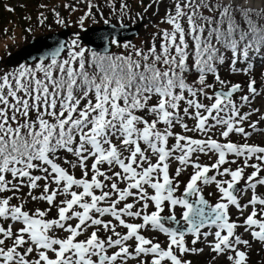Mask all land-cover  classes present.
I'll list each match as a JSON object with an SVG mask.
<instances>
[{"label":"snow or ice","instance_id":"6c2138e0","mask_svg":"<svg viewBox=\"0 0 264 264\" xmlns=\"http://www.w3.org/2000/svg\"><path fill=\"white\" fill-rule=\"evenodd\" d=\"M163 24L146 46L77 32L0 70V264H193L199 244L248 264L245 236L264 243V0H171Z\"/></svg>","mask_w":264,"mask_h":264},{"label":"trees","instance_id":"16d2710c","mask_svg":"<svg viewBox=\"0 0 264 264\" xmlns=\"http://www.w3.org/2000/svg\"><path fill=\"white\" fill-rule=\"evenodd\" d=\"M43 2H44V0H29L27 4H28L29 8H31V7L33 8V10H34L33 12L36 11V14L40 15L41 11L39 10V8H36V6H37V4L43 3ZM116 2H117V0H91V3L97 5V7H95L93 9L94 19L90 18V19L86 20L85 24L101 23V22H104L105 19H107L109 21L110 20L116 21V22H121L124 20L134 21V20H137L138 17L143 18V17H149V16L151 17L152 16L153 20L150 22V24L154 25L156 21H158L160 19L163 20V16H165V10L169 7L171 0H162V2H160V3H153V0H119V4L121 6L126 2L129 6L130 10H131L130 12L126 13L123 17L118 15L116 11H109L110 8H113V5L116 4ZM149 4H152V7H148ZM1 8H2V5H1ZM29 8H27V9H29ZM35 8H36V10H35ZM146 8H147V11L145 12ZM79 9L77 11H69V9L66 8L64 11V14H63V17L65 18L66 22L73 23V24L77 23L78 20L80 19V17L82 15H84V13L86 12V8L84 6L82 8H79ZM101 12L103 13V16L99 15V13H101ZM5 13H6V11L3 9V11H1V16H4ZM37 15H35L34 17H36ZM49 17H51V19H52L51 23L49 24V28H56L59 24L55 22L54 13L49 14ZM3 26H4V24H2V25L0 24V40H1V35H3L1 32V27H3ZM43 26L48 27L45 24H43ZM150 32L154 33L155 30L149 29V31L148 32L145 31L144 34L148 35ZM140 37L136 38L131 43L134 45L146 46L148 43H150L152 36H150V34H149V37H148V39L146 38V40H143ZM17 40H18V38L16 39V41ZM19 42H21V41H19ZM15 43L16 42H11V45L15 46ZM82 45L86 46L84 44H82ZM86 47H88V46H86ZM113 51L116 52L117 54H119V52L121 50L115 48ZM1 56L2 55H1V50H0V57ZM237 66L241 67V65L239 63ZM15 67H17V66H15ZM0 70H11V68H9V66H5V67H1ZM219 71L221 74H223L225 72H230L229 67H227V66L221 67L219 69ZM262 73H264V67L260 68L257 72L253 73V75L255 76V78L261 77V76H263ZM225 79L229 80L231 82H234V81L243 82L247 79V77L245 75H241V74H237V76L233 75V74H229V75H227V77ZM37 206H39V205H36V204L32 205V207H37ZM248 253H249L248 264H264V243H259L255 246L252 245V248L248 251ZM204 256H206V255H204V254L200 255L199 254V255H190L189 257H191L193 264H205V262H204L205 257ZM200 260H203V261H200Z\"/></svg>","mask_w":264,"mask_h":264},{"label":"rangeland","instance_id":"374dc122","mask_svg":"<svg viewBox=\"0 0 264 264\" xmlns=\"http://www.w3.org/2000/svg\"><path fill=\"white\" fill-rule=\"evenodd\" d=\"M66 4H71L75 8L79 9L84 6V0H45V3L43 5H47V7L41 8V11L45 12L46 10H48V11L53 12L52 9H55L56 11H59L60 13H62L64 9V5ZM1 5H2V8H1ZM1 5H0V24L1 25L4 24V26L1 27V32L3 35H1V40H0V50H1V55L5 56L8 52L20 46L21 44L26 42L28 38H30V37L26 38L23 42H21V44H19V41H22L26 36L39 32V31L43 32L44 29L41 26V24L36 22L35 17L33 15L34 10L32 7L31 8L28 7L26 0H3V3H1ZM8 6H11L12 8H14L15 11H8L7 10ZM3 9L6 11V13L4 14V16H1V11H3ZM25 18H28V19H25ZM157 26H160V27L164 26L162 19L156 21L154 25L148 23V27L147 29H145V31L148 32L149 29L156 30ZM27 28H31V31L30 32L26 31ZM5 29L8 30L7 33H5L4 31ZM149 34L150 36L153 35L152 32H150ZM149 34L148 35L143 34L140 38L143 40H146V38L148 39ZM17 38L18 40L16 41ZM10 41L16 42L15 43L16 47L12 46ZM3 65L4 66L7 65L6 62H3ZM17 65H18L17 63H12V65L9 68L13 69ZM262 87H264V85H262ZM257 104H258L257 108H259L261 112H263L264 111V96L257 98L255 105ZM258 135L263 137L264 132H258ZM171 166H172L171 168L172 170H174L176 167H179L178 163L176 162H173ZM183 178H186V176ZM208 191H212V186H208ZM250 196H251V193L250 192L247 193V196L245 197L244 202H246L247 197H250ZM212 197H213L212 200L216 199L215 193H213ZM235 212L236 210L233 208L232 213H231L233 217L236 216ZM161 237L164 239L163 234ZM81 239H83V236L81 237ZM208 249L210 248L205 246L204 250H208ZM209 254H213V253L210 252ZM206 261L207 263H210V264H225L226 258L219 256L213 259V256H208Z\"/></svg>","mask_w":264,"mask_h":264},{"label":"water","instance_id":"95a60500","mask_svg":"<svg viewBox=\"0 0 264 264\" xmlns=\"http://www.w3.org/2000/svg\"><path fill=\"white\" fill-rule=\"evenodd\" d=\"M253 3L258 4L259 0H252ZM142 23L139 22L133 26L129 23L116 24L108 23L103 25H94L86 28L81 35L82 40L86 41L91 47L96 49V46L101 43L97 37H104L105 39L112 37H122L124 40H131L134 35L140 33ZM71 33V29L65 27L56 32H48L32 39L29 43L23 45L20 49L10 54V59L13 63L19 61L30 62L35 57L43 56L48 51L49 45H55L57 41H67V36ZM110 49H99L100 51H110Z\"/></svg>","mask_w":264,"mask_h":264}]
</instances>
